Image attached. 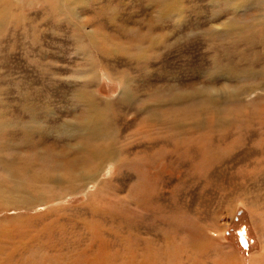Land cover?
Listing matches in <instances>:
<instances>
[{
    "label": "rangeland",
    "instance_id": "rangeland-1",
    "mask_svg": "<svg viewBox=\"0 0 264 264\" xmlns=\"http://www.w3.org/2000/svg\"><path fill=\"white\" fill-rule=\"evenodd\" d=\"M49 10L0 0V180L18 164L43 173L49 157L89 159L35 189L9 184L0 264H167L169 248L174 264H257L264 0Z\"/></svg>",
    "mask_w": 264,
    "mask_h": 264
},
{
    "label": "bare ground",
    "instance_id": "bare-ground-1",
    "mask_svg": "<svg viewBox=\"0 0 264 264\" xmlns=\"http://www.w3.org/2000/svg\"><path fill=\"white\" fill-rule=\"evenodd\" d=\"M45 3H46V6L48 7V9H50V10H53V8L56 6V5H60V4H64V5H67L69 2H71V1H73V0H43ZM60 4H59V3ZM247 2V1H246ZM49 10V11H50ZM141 38V37H140ZM108 49H109V47H108ZM36 125V124H35ZM33 128H34V126H33ZM37 128V127H36ZM92 137V136H91ZM91 137H86V139H85V141L86 142H89V146L90 147H93L94 145H90V143L92 142V141H90L89 140V138H91ZM94 137V136H93ZM84 138H85V136H84ZM106 142V141H105ZM176 142V141H175ZM199 142V141H198ZM24 143H26L27 145H34V143L29 139V137H28V135L26 134V138H24V140H23V144ZM20 144V143H19ZM177 144V143H176ZM1 144H0V148H1ZM176 146V145H175ZM208 154V153H207ZM205 155V153H203V156ZM209 155H210V153H209ZM205 156H207V155H205ZM214 156V155H213ZM212 157V156H211ZM214 157H216V156H214ZM214 157H212V158H214ZM87 159H89V157H86V156H69V155H66V154H64V155H59V156H55V157H49V158H46L45 159V161H44V165H43V167H45L46 168V170H44V172L43 173H47V171H49V172H55V170L57 169V170H59L61 173H63L64 174V176L65 177H67V178H70V177H72L73 175H75V173L80 169L79 168V165H81V164H83L82 162L83 161H85V160H87ZM209 159H210V156H209ZM20 160V159H19ZM22 160V159H21ZM204 160H205V158H204ZM203 160V161H204ZM23 165V166H22ZM28 165H31V164H28ZM6 166V165H5ZM22 166V167H21ZM6 169H7V172H5L6 174H5V177H6V181L3 179V180H0V196H1V198H3V193L5 192V191H9V184H14V185H20V184H22V183H24L25 185H26V188H27V190H31L32 188L33 189H35L36 187H37V182H39L40 181V183L42 182L41 180H43V178H44V180H45V175L42 173V171H41V173H38V172H36L34 169H32V167H29L27 170V172H25V170H26V166H25V164H21V165H17V167L15 168V169H13V168H10V167H6ZM23 170V171H22ZM20 172H22V173H20ZM40 172V171H39ZM26 174V175H25ZM25 176V178H26V181H23V180H25V179H22V176ZM3 178V177H2ZM44 180H43V182H44ZM2 181H4L6 184H2ZM47 182V181H46ZM36 193V192H35ZM31 196H33V195H31ZM35 200V199H34ZM34 203V202H33ZM23 204V203H22ZM195 231V230H194ZM197 235V233H194V235ZM186 236V235H185ZM191 236H193V233H191L190 235H189V237H190V240H193L194 239V236H193V239H192V237ZM200 237V236H199ZM186 238V237H185ZM197 238H198V236H197ZM201 238V237H200ZM200 238H199V240H200ZM165 239V238H164ZM181 239V238H180ZM182 239H184V238H182ZM188 239V238H187ZM202 239V238H201ZM186 240V239H185ZM170 241V240H169ZM169 241H168V243H169ZM201 241V240H200ZM171 242V241H170ZM175 242V241H174ZM174 242H173V244H174ZM188 242H189V240H188ZM164 243H166V242H164ZM191 243V242H190ZM172 244V243H171ZM184 244H186V243H184ZM169 245V244H168ZM177 246H178V243H177ZM176 246V247H177ZM179 246H180V244H179ZM184 246V245H183ZM183 246H181V247H183ZM193 246V245H192ZM196 246V245H195ZM174 247H175V245H174ZM181 247H180V249H181ZM188 247V246H187ZM165 248V247H164ZM167 248V247H166ZM169 248V247H168ZM183 248H185V247H183ZM179 249V248H178ZM163 250V249H162ZM175 249H173V248H169V249H167L166 251H165V254H168V257L170 258V256H172V255H174V253H176V251H177V254L179 253L178 251L179 250H175ZM154 251H156V250H154ZM161 251V250H160ZM182 251V250H181ZM152 252V251H151ZM174 252V253H173ZM38 253V252H37ZM162 253V252H161ZM164 253V252H163ZM176 254V255H177ZM175 255V256H176ZM43 256V255H42ZM174 256V257H175ZM40 257H41V255H40ZM39 257V258H40ZM164 257V259H165V255L163 256ZM174 257H171V259H169L168 261H167V264H174L171 260H172V258H174ZM27 258V257H26ZM36 258V257H35ZM167 258V257H166ZM176 258H177V256H176ZM33 259V258H32ZM41 259V258H40ZM44 259H46V258H44ZM30 260V259H29ZM28 260V261H29ZM167 260V259H166ZM166 260H163V261H166ZM32 261V260H31ZM34 261H36V260H34ZM257 264H264V256L263 257H258L257 258ZM41 262V261H40ZM47 262V261H46ZM13 263V262H12ZM23 263V262H22ZM24 263H25V261H24ZM27 263V262H26ZM165 263V262H164ZM15 264V263H14ZM17 264V263H16ZM51 264V263H50ZM53 264V263H52ZM55 264V263H54Z\"/></svg>",
    "mask_w": 264,
    "mask_h": 264
},
{
    "label": "water",
    "instance_id": "water-1",
    "mask_svg": "<svg viewBox=\"0 0 264 264\" xmlns=\"http://www.w3.org/2000/svg\"><path fill=\"white\" fill-rule=\"evenodd\" d=\"M240 242L244 245V246H246L247 245V240H246V238L244 237V235H240Z\"/></svg>",
    "mask_w": 264,
    "mask_h": 264
}]
</instances>
